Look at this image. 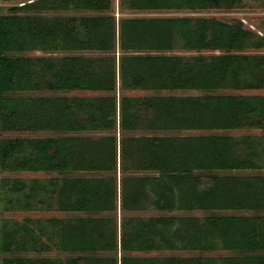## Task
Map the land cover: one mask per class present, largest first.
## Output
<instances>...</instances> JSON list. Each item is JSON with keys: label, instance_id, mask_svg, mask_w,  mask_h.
Listing matches in <instances>:
<instances>
[{"label": "trees", "instance_id": "1", "mask_svg": "<svg viewBox=\"0 0 264 264\" xmlns=\"http://www.w3.org/2000/svg\"><path fill=\"white\" fill-rule=\"evenodd\" d=\"M110 3L111 0H33L10 7L11 14H0V132H108L98 140L0 137V170L59 175L102 170L115 174L114 180L98 176L62 179L53 189L57 208L62 212L115 211L117 188L119 207L125 211L143 208L149 197L160 211L264 210V176L211 174L264 168V138L126 136L141 128L264 130V94H124L138 90L264 91V54L240 53L263 48L264 37L256 36L237 19L225 22L215 18L133 17L116 23L107 14ZM119 5L130 10L238 11L264 8V0H120ZM71 9L95 14L47 15ZM175 49L195 54L181 56L173 53ZM35 50L66 54L20 55ZM86 51L95 55H80ZM206 51L212 54H203ZM43 90L101 95L23 94ZM260 155L261 161L257 162ZM129 163L136 173H126ZM117 167L122 172L118 182ZM12 188L18 192L25 187L13 181ZM30 188L32 192L37 190ZM38 188L46 190L43 185ZM31 197V193L27 194V198ZM16 207L31 209L30 202L12 208ZM180 221L173 216L154 217L140 220L132 229L130 222H120V264H264V254L254 253H264V216L209 215L201 223ZM32 223L26 218L24 224L0 225V264H117L115 257L95 256L117 250L116 218L52 219L48 224L39 223L37 231ZM176 224L178 227L172 231ZM50 225L58 226L57 249L75 256L64 260L21 256L25 252L50 251L53 237L46 234ZM178 242L182 249L210 252L221 248L238 254L191 258L125 254L170 251Z\"/></svg>", "mask_w": 264, "mask_h": 264}, {"label": "rangeland", "instance_id": "2", "mask_svg": "<svg viewBox=\"0 0 264 264\" xmlns=\"http://www.w3.org/2000/svg\"><path fill=\"white\" fill-rule=\"evenodd\" d=\"M33 0H0V14L7 15L11 14L9 10L10 7L19 6L27 2H31ZM120 0H111L110 9L107 11L108 15H111L116 23L119 22L122 18H133V17H143V18H158V17H190V18H215L218 20H222L225 22H230L234 19L239 20L243 26L252 31L256 36L264 37V8L263 7H253L247 8L238 11H219V10H205V11H188V10H130V9H121L119 5ZM17 14H22V12H17ZM95 12L87 11V10H68L65 12H60L59 14H50L47 15H64V16H72V17H81L84 15H92ZM174 54H178L181 56H190L195 54L192 51H184L182 49H175L173 51ZM217 53V52H216ZM242 54H264V47L260 49L249 48L244 51H241ZM66 53L63 51L58 52H43L39 50L30 51L21 53L20 55L23 57H51L53 55L62 56ZM118 50L116 51V57L118 56ZM205 55L212 54L211 51L203 52ZM80 55H90L94 56L95 54L86 51L81 52ZM24 95H53L57 94L58 96H96L101 95V93L95 92H57L52 93L46 90L37 91V92H27L23 93ZM127 96H135V97H146L153 95H172V96H188V97H196L204 94H264V91H232V90H217L212 92H207L203 90H175V91H126L124 92ZM116 95L119 96V91L117 90ZM111 135V134H110ZM199 135H228L234 138H239L240 136H250L256 139L264 138V130L254 127H241L234 130H163V131H152L145 130L144 128L134 130L128 132L126 134L127 137H150V136H160V137H182V136H199ZM108 136V132L106 131H85L80 133L73 132H64V131H41V132H30V131H11V132H0L1 138L13 139V138H25V139H41V138H62V137H83V138H91L93 140H98L101 137ZM116 136L119 138L118 126L116 131ZM26 152L28 149L25 150ZM119 148H118V163H119ZM261 155L256 159L257 162L261 161ZM118 166V165H117ZM129 171L126 170V173L131 174L136 173V169L132 164H128L127 166ZM122 173V172H121ZM120 173V168L117 167L116 170V181L119 177H122ZM125 174V175H127ZM211 174H216L220 176H234L237 178H247V177H255V176H264V168L261 167L259 169H251V170H224V171H213ZM138 175V174H137ZM141 175V174H139ZM150 175L156 176V173H152ZM103 177L109 180H114L115 174L107 173L102 170H80L70 172L67 175H59L57 173H48L43 171L31 172V171H8V170H0V225L6 224L7 226H11L12 224H24L25 219L28 218L30 221H33V229L34 231L38 230V226L40 224H48V222L52 219L63 220L67 218L74 217H98V218H106L111 220H115L116 218V227H117V250L112 252H98L95 256L100 258H108L115 257L117 259V264L121 263V256L123 252L120 250L119 246V231H120V222L128 221L130 222L129 228L132 229L136 226V224L140 220H147L148 218L154 217H169L173 216L178 219H181L180 222H185V220L191 219L196 223H201L206 216L209 215H223V216H264V210L255 211L252 209H217L211 211H203L198 209L193 210H179L174 209L173 211H160L157 210L152 205V198L149 197L147 201L144 203L143 208H128L126 211L121 210L119 207V189L117 188V204L115 211H107L101 212L98 214H86V213H70V212H62L57 208L56 196L53 192V189H57L61 180L65 177ZM19 181L24 185V189L22 191H14L12 188V182ZM118 182V181H117ZM39 185L45 186L46 190H42L38 188ZM31 186L35 187L37 190L32 192ZM31 193L32 197L27 198V194ZM30 202L31 209H21L20 207L12 208L13 206H20L24 203ZM40 223V224H39ZM113 224H110L112 226ZM50 230L47 231L46 234L51 235L53 241L49 243L50 251L44 252H25L22 253L21 256H25L28 258H57V259H66L67 257H73L75 254L65 253L57 249L55 243L58 242L56 237L58 229L56 225H50ZM178 225L176 224L172 231L176 229ZM45 240V238H44ZM256 254H264L261 252H254ZM128 256L133 257H146V256H154V257H164V256H175L177 258H191L196 256H213V257H224L238 254L233 251H228L225 249L217 248L215 251L210 252H200L197 249H182L180 248L179 242L172 250L161 249L160 251H151L149 253L144 252H128L125 253Z\"/></svg>", "mask_w": 264, "mask_h": 264}]
</instances>
